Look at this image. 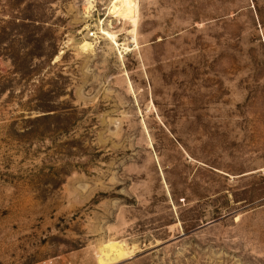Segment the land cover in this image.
Segmentation results:
<instances>
[{
	"label": "rangeland",
	"instance_id": "374dc122",
	"mask_svg": "<svg viewBox=\"0 0 264 264\" xmlns=\"http://www.w3.org/2000/svg\"><path fill=\"white\" fill-rule=\"evenodd\" d=\"M87 1L0 0V264H264V0Z\"/></svg>",
	"mask_w": 264,
	"mask_h": 264
},
{
	"label": "bare ground",
	"instance_id": "6f19581e",
	"mask_svg": "<svg viewBox=\"0 0 264 264\" xmlns=\"http://www.w3.org/2000/svg\"><path fill=\"white\" fill-rule=\"evenodd\" d=\"M90 3L91 1L88 0V7L86 9L91 7ZM137 8L138 0H112L109 5V15H123L125 19L131 23H134L138 15ZM101 35L106 36L112 42H114L110 33L101 31ZM91 46L92 43L88 42L87 38H84L78 49L86 52L87 50L91 49Z\"/></svg>",
	"mask_w": 264,
	"mask_h": 264
},
{
	"label": "built area",
	"instance_id": "2783aa9c",
	"mask_svg": "<svg viewBox=\"0 0 264 264\" xmlns=\"http://www.w3.org/2000/svg\"><path fill=\"white\" fill-rule=\"evenodd\" d=\"M92 36H93V34L90 35V37H92Z\"/></svg>",
	"mask_w": 264,
	"mask_h": 264
}]
</instances>
